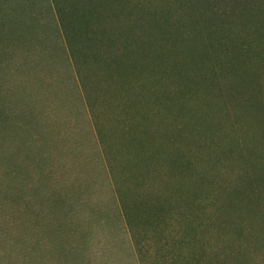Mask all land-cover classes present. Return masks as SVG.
I'll return each mask as SVG.
<instances>
[{"label": "rangeland", "instance_id": "374dc122", "mask_svg": "<svg viewBox=\"0 0 264 264\" xmlns=\"http://www.w3.org/2000/svg\"><path fill=\"white\" fill-rule=\"evenodd\" d=\"M117 3L79 68L47 0H0V264H264V0Z\"/></svg>", "mask_w": 264, "mask_h": 264}, {"label": "trees", "instance_id": "16d2710c", "mask_svg": "<svg viewBox=\"0 0 264 264\" xmlns=\"http://www.w3.org/2000/svg\"><path fill=\"white\" fill-rule=\"evenodd\" d=\"M47 1L49 7L52 9L53 13L56 16L58 26L60 27L63 36L65 37L66 40L65 42H67L69 49V56L71 60L74 61L75 65L79 68H81L82 64L79 62L78 58L88 59L90 57V59L93 60L94 58L101 57L102 53H107L108 46L112 43L113 39L117 36V34L118 33L123 34L122 32L123 29H121L115 35L109 33L107 29H105L103 24L98 26L100 23H102V21L105 18V16L102 17V15H105L104 13H102L104 4L110 1L115 5L118 2V0H47ZM122 8L125 7L123 6ZM140 9L144 10L143 7H140ZM216 16L218 18H223L225 15L217 14ZM135 27H139V26H135ZM131 34H132L131 41H132V45L134 46L131 48V52L134 51L136 53L137 50L138 51L137 54L139 58L142 59L145 49L144 38L138 35L137 33H135L133 30H130V32L127 35H131ZM80 40L82 42H85L84 45L82 44L83 48H78L76 45L77 42ZM128 48L129 47L124 46L122 50H126ZM241 52L242 51H239V54ZM90 59H88L87 62ZM101 61L106 65H111L109 67H114L113 58L110 57L102 58ZM83 62L86 63V60H84ZM215 68L216 70H218L219 67L216 66ZM77 72L79 73L78 68H77ZM219 72L222 74L221 71ZM116 76L117 74H115V77ZM109 78L112 79L111 76L108 77V79ZM114 81L116 80H113L112 82ZM118 195H119V207L123 216L129 223V228L133 225L131 218L132 215L131 210L136 211V213L140 215H148V213L151 212V209L152 211L154 209V207L151 204H149V201L147 200L146 196H143L144 194L142 195L140 194L139 197L140 203L138 201L139 205L138 203L137 204L133 203L132 208L129 205V203L123 199L122 195H120V191L118 192ZM165 212L169 213L170 211H165ZM181 213L183 214L191 213V209L188 206H184L181 209ZM134 227L135 229H139L136 226ZM134 227L131 228V231H133ZM142 229L143 228H141L140 231ZM195 229H197V226L195 227L193 225H190L189 227L190 232L194 231ZM189 241H190L189 235L187 234L184 237V239L181 242H179V244L188 243ZM192 242L190 244H192ZM161 248L163 250L168 251V247H161ZM135 249L139 256L148 257V250H150V247H135ZM158 251L161 252L162 250L159 249Z\"/></svg>", "mask_w": 264, "mask_h": 264}]
</instances>
